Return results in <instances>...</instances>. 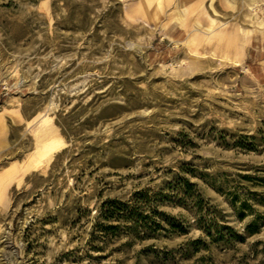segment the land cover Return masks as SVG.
<instances>
[{"label": "rangeland", "instance_id": "1", "mask_svg": "<svg viewBox=\"0 0 264 264\" xmlns=\"http://www.w3.org/2000/svg\"><path fill=\"white\" fill-rule=\"evenodd\" d=\"M0 182V264H264V0H0Z\"/></svg>", "mask_w": 264, "mask_h": 264}, {"label": "trees", "instance_id": "2", "mask_svg": "<svg viewBox=\"0 0 264 264\" xmlns=\"http://www.w3.org/2000/svg\"><path fill=\"white\" fill-rule=\"evenodd\" d=\"M142 192H136L130 203L119 199H106L96 208V222L94 226H100L104 231H113L118 223L131 218L135 222L147 224L146 216L136 207V202L141 200ZM102 220V222H100ZM247 232H251L250 224L246 226Z\"/></svg>", "mask_w": 264, "mask_h": 264}, {"label": "bare ground", "instance_id": "3", "mask_svg": "<svg viewBox=\"0 0 264 264\" xmlns=\"http://www.w3.org/2000/svg\"><path fill=\"white\" fill-rule=\"evenodd\" d=\"M45 126V125H44ZM47 126H48V124H47ZM38 129V128H37ZM44 136H45V139L42 141V143L38 146V147H36L37 149H36V156H38L37 158H39V159H42V160H45V159H49L51 156H52V154L54 153V152H56L59 148H60V144H62L61 143V140L60 139H62V138H60V139H57V138H55L54 137V133H53V136L51 135V132H47V133H45L44 134ZM31 156V155H30ZM29 159V158H28ZM36 160V159H35ZM37 161H39V160H37ZM27 162V161H26ZM35 162V161H34ZM49 162V161H48ZM41 163V162H40ZM26 164V163H25ZM34 164V163H33ZM38 168V167H37ZM6 174H8L7 172H6ZM6 174H4V176L6 175ZM12 177V176H11ZM10 179V178H9ZM8 179V180H9ZM1 182H2V180H1ZM0 182V183H1ZM6 182V181H5ZM2 184V183H1ZM4 185V184H3ZM3 187V186H2Z\"/></svg>", "mask_w": 264, "mask_h": 264}]
</instances>
